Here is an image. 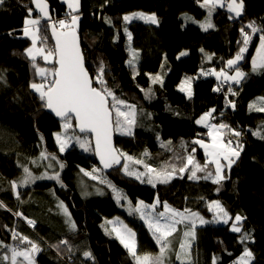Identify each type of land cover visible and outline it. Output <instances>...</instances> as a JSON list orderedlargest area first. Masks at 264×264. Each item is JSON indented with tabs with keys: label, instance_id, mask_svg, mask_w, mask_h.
Here are the masks:
<instances>
[{
	"label": "trees",
	"instance_id": "obj_1",
	"mask_svg": "<svg viewBox=\"0 0 264 264\" xmlns=\"http://www.w3.org/2000/svg\"><path fill=\"white\" fill-rule=\"evenodd\" d=\"M47 1L52 7V21L71 19L73 13L61 0ZM242 1L244 9L237 17L227 6L212 7L209 16V6L203 5V0H81L77 31L94 86L107 87L118 100L135 109L131 135L115 131L116 150L125 155L119 165L108 170L98 165L91 137L79 134L73 119L72 127L65 132L72 141L76 137L80 140L72 142L67 151H60L56 136L62 133L64 122L46 111L44 101L31 88V84L41 82L37 67H55L41 59L32 61L26 53L31 42L23 36V29L29 9L31 18L38 16L31 0H4L0 4V201L4 203H0V264H11L5 259L9 247H28L26 242L14 239L13 233L41 245L37 256L32 254L33 264H136L112 231L109 222L117 217L135 232L138 255L157 257L161 246L135 211L141 201L146 205L159 204L158 211L164 210V204L181 212L189 209L207 221L196 231L191 261L173 264H215L214 260L216 264H233L246 248L252 253L251 264H264V112L249 110L252 102L264 100V70L258 73L252 67L259 37L264 34V0ZM138 12L154 14L158 23L124 21V16ZM204 21H210L213 28L203 30L198 23ZM45 24L41 19V32L50 49H54ZM249 24L257 31L239 64L246 74L241 82L232 85L211 74L201 76V71L207 73L212 68L227 69V60L242 47L241 29L251 33ZM133 50L139 55L136 66L128 63ZM181 52L187 54L181 56ZM101 68L106 85L95 83ZM188 78L192 80V97L178 90ZM218 85L224 87L225 94H217ZM212 109L214 124L228 125L225 139L235 137L241 147L239 157L219 184L204 180L205 173L200 180H192L189 170L184 176L178 171L190 154L201 165L206 162L203 151L193 141L208 139V130L196 121ZM229 129L239 131L240 136L231 134ZM84 141L87 143L81 147L80 142ZM126 156L133 159L127 160ZM25 159L28 163L36 160L37 164L63 165L59 183L42 184L40 189L54 186L55 195L69 210L75 228L48 224L47 211L40 205L28 209L25 202L12 203L14 183L9 180L4 185V179L21 175L18 166ZM136 160L142 163L136 164ZM125 164L130 171L140 173H147L144 164L157 171L172 172L175 167L176 177L153 186L148 179L141 182L129 177L122 167ZM211 170L208 165L206 171ZM86 173H94L97 179H89ZM78 178L90 187L94 184L101 194L84 199L77 187ZM112 187L129 198L131 204L126 202L125 209L124 203L116 201ZM23 192V197L27 196L31 189ZM211 202H220L231 217L241 216L242 232H231L230 225H214ZM18 215L23 217L17 220ZM25 218L34 223L25 224ZM242 233L250 237L244 243L240 242ZM171 240L178 249L179 242ZM86 251L93 259L84 257Z\"/></svg>",
	"mask_w": 264,
	"mask_h": 264
},
{
	"label": "snow or ice",
	"instance_id": "obj_2",
	"mask_svg": "<svg viewBox=\"0 0 264 264\" xmlns=\"http://www.w3.org/2000/svg\"><path fill=\"white\" fill-rule=\"evenodd\" d=\"M4 0H0V4H3ZM68 7L76 12L79 10L80 0H66ZM36 9L41 16L48 22L44 25L45 29L51 30L52 37L55 39L54 49H45L44 47H37V44H45L47 37L41 34V20L31 18L32 10L29 9V18L26 19L25 28L23 33L31 40L32 46L26 50L27 55L32 61H35L37 56L43 57V60L48 64H53V69H47L39 67L37 69L38 75L41 77L40 83L31 84V88L35 92L39 93V98L44 101V106L51 109L56 116L64 120L63 127L65 129L71 128V119H75L78 123L80 132H90L95 137V152L100 157L101 163L105 168L112 167L114 164L119 165L121 156L125 154H117V150L112 143L113 131H119L122 134L131 135V125L135 123V109L134 106L126 105L123 100H118L115 94L108 90L107 87L98 88L93 86V78H91L84 67V59L81 53L78 37H77V24L79 21L78 15H72L71 19L52 21L49 15L48 5L46 0H34ZM203 5L209 6V16H211V8L215 6L225 7L223 0H203ZM229 12L235 13L238 17L241 15L243 9L242 0H230L226 5ZM124 21L130 22L133 19H140L146 23L157 24V18L153 15H145L144 13H136L133 16H124ZM205 31L213 27L209 22L201 25ZM248 28L251 29V33L241 29L243 40L242 47L237 55L227 61V68L232 70L234 74H229L228 71L221 69L219 72L211 70L209 74L215 75L217 79H221L222 82L239 83L241 79L245 77V73L240 70L239 64L245 58L244 53L247 52L249 43L252 40V35L256 33L257 28L249 24ZM129 40L131 34H128ZM187 53L181 52L180 55H186ZM131 63V61L129 62ZM253 71L264 70V34L259 37V47L256 51V57L252 60ZM103 69L101 68L100 74L95 78V83L100 85H106V81L103 80ZM159 79V77H157ZM46 82V83H45ZM183 91V86L181 87ZM234 94V93H233ZM189 95L191 92L189 91ZM111 101V103H110ZM123 106V107H121ZM234 108L235 105L232 104ZM250 107H254L250 106ZM127 109V110H124ZM257 111L264 112V107L256 109ZM215 111V110H213ZM211 112L205 114L196 121L202 124L205 128H208V136L211 138V143H205L203 140L197 139L193 141L194 144H198L204 149L207 157L204 165L194 160L193 155H188L185 164L178 169L180 173L186 170L190 171V179L197 178L198 172L205 173L204 179H212L213 183L219 184L225 177L222 175L225 167H231L234 162L233 158H238L240 151L239 145L231 147L233 141H224L221 135V130L228 128L226 124H210L208 123ZM127 125L128 127H125ZM231 134L240 136L239 131L229 129ZM57 142L60 144V151L63 152L68 145V141L71 137L61 138L60 135L56 136ZM87 141L80 142V146L84 147ZM193 153L195 149L192 150ZM47 158V157H44ZM53 159H55L53 157ZM127 160H132L131 156H126ZM225 161L226 164L222 163ZM136 164H141L142 161H134ZM209 164L214 165L213 171H206ZM51 166V165H49ZM189 166L191 168L189 169ZM127 175L135 176L136 179H141L142 175L151 173L148 183H152L155 186V182L168 183L172 177V174L177 171L173 167L172 172L165 170L157 171V169L144 164V168L147 173H140L137 171H130L128 166L122 165ZM27 173L28 170L25 169ZM87 174V173H86ZM31 178V174H28ZM56 178V177H49ZM95 178V177H93ZM143 182V181H141ZM24 184L28 183V179L23 181ZM15 187V184H13ZM119 199V197H118ZM156 205H146L143 201L140 202L139 207L135 208V211L140 214L141 219H144L148 224L149 229L152 231L157 244L160 247V255L153 257L150 254L138 255L137 244L135 240V233L127 226L124 227L122 232L120 229L113 227L112 231L115 232L116 238L120 243L128 250L130 255L136 260V264H164L162 257L165 250L168 247L169 238L177 231V226L185 221H191V227H195V220L192 218H199L197 213L190 212L189 209H185L183 212L170 208L167 204L163 205L164 211L158 212L156 215H150L149 210H154ZM210 208L214 210L215 216L218 221L228 224L229 220L233 223L230 225L231 231L236 233L242 232V217L236 215L235 217L229 216V213L219 204L215 202L210 205ZM67 213V209H64ZM201 223H206L202 218H199ZM29 224L34 222L28 220ZM111 223V222H109ZM75 228V224H72ZM184 236H194V232H184ZM14 239H19L22 243L26 242L28 247L26 249H11V264H16L17 257H23L24 261L28 264H33L32 254L37 252L38 246L27 239V237H20L17 233H13ZM250 237L247 233H242L241 243L248 240ZM64 243H67L66 241ZM185 243L180 245L181 251L185 250ZM70 250V249H69ZM84 257L91 260L92 254L90 252H84ZM249 259H245V258ZM252 253L247 248L244 250L243 255L239 258L238 264H250V258ZM179 258V256L177 257ZM8 259V257H5Z\"/></svg>",
	"mask_w": 264,
	"mask_h": 264
},
{
	"label": "rangeland",
	"instance_id": "obj_3",
	"mask_svg": "<svg viewBox=\"0 0 264 264\" xmlns=\"http://www.w3.org/2000/svg\"><path fill=\"white\" fill-rule=\"evenodd\" d=\"M61 4H63V5L66 6V8H67V10H68L69 13H73V15H78L79 16V21H78V24H77V28H78L81 17H80V14H77V13L81 10V0H80V4H79V10L76 11V12H73L68 7V4H67L66 0H61ZM224 4H225V6L227 5L225 2H224ZM215 7H217V8H224V7H220L218 5L215 6ZM243 9H244V3H243ZM243 9H242V12H243ZM207 11L209 13L210 8H207ZM242 12H241V14H242ZM138 13H142V12H138ZM211 13H212V9H211ZM134 14H136V13H134ZM134 14H130L128 16H133ZM232 14L235 15V13H232ZM145 15H148V14H145ZM32 18H34V19H40L38 17H32ZM133 20H136V19H133ZM133 20H131V21H133ZM138 20H140V19H138ZM141 21H143V20H141ZM206 22L207 21H204V22H200L198 24L201 27V25L204 24V23H206ZM77 28H76V30H77ZM211 28H213V27H211ZM202 29L204 30V28H202ZM41 34H42V32H41ZM23 36L25 38H28L30 40V38L28 36H25L24 33H23ZM252 41H253V35H252V40L249 43L248 50H247L246 53H244V56L250 50V46L252 44ZM30 42H31V40H30ZM31 46H32V44L30 45V47ZM37 47H44L46 50L47 49H50V46L47 43V41H46L45 44H39L38 43L37 44ZM258 47H259V44H258V46L256 48V51H257ZM256 51H255V53L253 55L252 60L256 57ZM138 58H139L138 53L133 50L131 52V54H130V58H129L128 63L131 61V63H129V64L132 65V66H136L138 64ZM37 59H41L44 63H46L43 60V57H41V56H37L36 60ZM46 64H48V63H46ZM48 65H50V64H48ZM42 67L47 68V69H52L51 67L49 68V66H42ZM38 68L39 67L36 68L37 75H38V72H37V69ZM227 69H224V70L227 71ZM211 70H215L216 72H219L221 69L218 70V69L212 68ZM210 71H207V73H204L203 71H201L200 72V75L201 76H207V75H209ZM262 71L263 70H259L258 69L255 72H258V73L260 72L261 73ZM232 74H234V73H232ZM213 76H215V75H213ZM38 77L41 78L39 75H38ZM219 80H221V79H219ZM241 80H240V82H241ZM230 83L232 85H235L236 84V83H233V82H230ZM182 86L184 88L183 91L181 90V87ZM178 90L180 92L184 93L187 97H192V94H193V91H192V80L189 79V78L186 79V80H184L181 83V85L179 86ZM33 91L35 92V90H33ZM189 91L191 92V95H189ZM35 93L39 95V93H37V92H35ZM262 101L264 102V100L262 98H259L256 101L252 102L250 104V106H253L254 105V107H250L249 106V110H251V111H257L256 110L257 108L263 107L264 106V103H261ZM209 112H211V116L209 117L208 123L214 124V122H213V115H214L213 109L210 110ZM209 112H207V113H209ZM207 113H205V114H207ZM198 120H200V118ZM62 125H64V123ZM197 125L199 127L205 128L202 124L197 123ZM205 129H207L209 131L208 128H205ZM66 130L67 129H65L63 127L62 133L60 134L61 138L69 137V136L66 135V132H65ZM208 131H207V133H208ZM221 135H222V138H223L224 141H228V140L225 139V136L227 135V132L224 129L221 130ZM207 137H208L207 140H203V139L202 140L205 143H211V138L208 136V134H207ZM79 140L80 139L78 137H76L75 139H73V141H72V139H70L68 141V145L65 147V150L64 151H67L70 148L72 142L73 143H77ZM231 141H233V144L231 145V147H236L237 145H239L238 150L240 151L241 150V147H240L239 141H236V138L235 137L232 138ZM199 148L203 151L204 156L206 157L205 152H204V149L201 148L200 146H199ZM43 157H41V159H43ZM236 159L237 158H235V157L233 158L234 162H235ZM206 160H207V157H206ZM234 162L231 164V167L230 168L229 167H225L223 169L222 175L224 177H225V173L226 172H229L231 170L232 165L234 164ZM22 163H23V165L18 166V169H20V171H21V175H18L17 177H15L13 179H8V177H6V179H4V181H5V184L4 185H7V183H8L9 180H11V182H13L15 184V187L12 186L13 187V192H14V197H13L14 199L12 200V203L15 204V205H17V204L19 205V204H22L23 202H25L26 203V208H28V209H30V208L37 209V206L40 205L42 209H45V211H47L48 217H47V221L46 222L48 224H51V225L56 224V225H58L61 228L64 227V228H67V229L68 228L69 229H73L72 224L73 223L75 224V222L72 219L71 214H70L69 210L67 209V207L65 206V204L62 201L59 200L60 198L59 199L57 198V196H56L57 195V192L54 189V186H48V187H45L43 189H40L41 187H43V186H40L42 184H50L49 182H57V183H59V181H60V175H61V173L63 171V165L59 164V165H55L54 166V164H52L51 162H49L48 164H43V163L39 162L37 164V161L36 160H34V162H32V163H28L26 159H25V161L22 160ZM222 163L226 164L225 161H222ZM49 165H51V166H49ZM209 165L212 166V170L211 171H213V174H215L214 173V165H212V164H209ZM25 169L28 170L27 173L25 172ZM34 169H38L37 170V173L34 172ZM10 170L11 169H9V171ZM13 170H15V169H12L10 172H13ZM29 173L31 174V176H34L35 175L34 178L31 179V180L28 177V174ZM148 174H150V173H148ZM202 174H203V172H198L197 173V178H193L192 180H200ZM87 175H88L89 179H92V180L97 179L96 176H94V173L93 174L92 173H87ZM181 175L184 176V175H186V173L183 172ZM56 176H58V179H56V178H49V177H56ZM128 176L131 177V178L136 179L135 176H131V175H128ZM189 176H190V172H189ZM93 177H95V178H93ZM175 177H176V175L172 174V177H171V179L169 181H171ZM25 179H28V183L27 184H24L23 183V181ZM145 179H149V176L147 177L146 175H142L141 176V179H139V180L140 181H143ZM136 180H138V179H136ZM204 180L212 181V179H204ZM157 182L158 181H156V183ZM91 185H92V187H90L85 180L78 178L77 187H78V189L80 191L81 196L84 199H88V198H90V197H92L94 195H100L101 194V192L98 190L97 187H95L94 184H91ZM112 188H113L112 191L114 193V196L116 198V201L119 204H122V203L125 204V205L122 206V208L125 209V207L127 206V203L126 202H128V204H131L129 198L124 195V193L122 192V190L116 189L114 187H112ZM27 189H31V193H29L27 196H24L23 197L22 193H24L23 191H25ZM37 194H44V195L39 196ZM118 197H119V199H118ZM25 199H26V201H25ZM0 203L2 205L4 204L3 201H0ZM213 203H215V202H211L209 204V207ZM219 204L223 207V205L220 202H219ZM139 205H140V203L137 204V207H139ZM156 206H159V204H156ZM65 208L67 209V213H65V211H64ZM210 210H211V212L214 215V218L212 220V222H213L214 225L223 226V225H231L233 223L232 220H229V223L228 224L223 223V221H218L217 217L215 216L214 210L211 209V208H210ZM149 211H150V215H152V216L156 215L158 212H161V211H158L156 208L154 210H149ZM198 217L201 218L199 215H198ZM199 218H192V219L195 220V227L194 228L191 227V221H185V222H183V223H181V224H179L177 226V231L173 233V236L170 237V240L168 242V247L166 248L167 252L162 257V259L164 261V264H173V262H175V261H177V262H190L191 261V249H192L193 243H194V241L196 239V231H197L198 228L204 227V226H206L208 224L207 221H206V223H201ZM142 220L145 221L144 219H142ZM203 220L205 221V219H203ZM110 224H111L112 228L113 227H116V228L120 229L122 232L125 230L123 226H125V225L127 226V224L124 222V220H122L121 218H118V217L117 218H114ZM127 228H130V227L127 226ZM230 230H231V227H230ZM186 231H188V232H194V236L185 237L184 236V232H186ZM234 233H236V232H234ZM171 239H174V240H176V241L179 242V244H178L179 248L178 249L175 248L174 242ZM135 240L137 241L136 234H135ZM182 243H185V245H186L184 251H181V248H180V245ZM35 244L38 246V249L39 250L37 252L33 253V255L34 256H37L36 254L39 253V251L41 250L42 247H41V245L38 242H35ZM136 244H137V242H136ZM178 256H179V258H177ZM5 257H8V260L11 261V259H10V257H11V248L10 247L7 250L6 254H5ZM245 259H249V258L246 257ZM22 260H23V257H17L16 263L19 262L18 264H24ZM238 261H239V259L236 262H234L233 264H238ZM252 261H253V257L250 258V264L252 263ZM214 263L216 264V260H214Z\"/></svg>",
	"mask_w": 264,
	"mask_h": 264
},
{
	"label": "water",
	"instance_id": "obj_4",
	"mask_svg": "<svg viewBox=\"0 0 264 264\" xmlns=\"http://www.w3.org/2000/svg\"><path fill=\"white\" fill-rule=\"evenodd\" d=\"M31 2H32V6H33V9H34L35 14H36L38 17H40V18L42 19L43 22L48 23V22H47V21L41 16V14L39 13V11L36 9L35 4H34V0H31ZM46 3H47V5H48L49 15H50L51 18L53 19V11H52V7H51V5L49 4V2H48L47 0H46ZM49 32H50V36H51V39H52V41H53V45H54V48H55V39L52 37V33H51L50 28H49ZM76 32H77V37H78L79 47H80V50H81V53H82V55H83V59H84V67H85V69L87 70V68H86V64H85V58H84V54H83V49H82V43H81L80 35H79V33H78L77 30H76ZM87 72H88V70H87ZM88 74H89V72H88ZM89 76L91 77L90 74H89ZM91 78H92V77H91ZM93 86H94V83H93ZM94 87H95V86H94ZM46 111H47L51 116H53L57 121H59V122H65V121L62 120L60 117L56 116L55 113H54L51 109H48V108L46 107ZM73 120L75 121V124H76V131H77L79 134H81V135H89V136L91 137V139H92V144H93V148H94L95 159H96L98 165H99L101 168H103V169H106V170L110 169L111 167H109V168H105V167H104V165H103V164L101 163V161H100V157H99V156L96 154V152H95V137H94V134H93V133H90V132H80L77 121H76L74 118H73ZM112 143H113L114 148L116 149V147H115V130H114L113 133H112ZM117 154H118V152H117ZM120 162H121V160H120ZM114 165H117V164H114Z\"/></svg>",
	"mask_w": 264,
	"mask_h": 264
},
{
	"label": "built area",
	"instance_id": "obj_5",
	"mask_svg": "<svg viewBox=\"0 0 264 264\" xmlns=\"http://www.w3.org/2000/svg\"><path fill=\"white\" fill-rule=\"evenodd\" d=\"M224 1L226 2V1H229V0H224ZM224 92H225L224 87L220 85V87H219L218 90H217V94H218V95H221V94H223ZM21 217H23V216H22V215H18L16 218H17V220H19ZM28 220H30V219H26V218H25V219H24V223L27 224V225H31V224L28 223ZM16 248L19 249L20 246H17Z\"/></svg>",
	"mask_w": 264,
	"mask_h": 264
},
{
	"label": "bare ground",
	"instance_id": "obj_6",
	"mask_svg": "<svg viewBox=\"0 0 264 264\" xmlns=\"http://www.w3.org/2000/svg\"><path fill=\"white\" fill-rule=\"evenodd\" d=\"M218 88L220 87L219 85L217 86ZM218 90V89H217ZM226 93V90H225V92L223 93V94H225ZM223 94H221V95H223Z\"/></svg>",
	"mask_w": 264,
	"mask_h": 264
},
{
	"label": "crops",
	"instance_id": "obj_7",
	"mask_svg": "<svg viewBox=\"0 0 264 264\" xmlns=\"http://www.w3.org/2000/svg\"><path fill=\"white\" fill-rule=\"evenodd\" d=\"M149 24H151V23H149ZM153 25H155V24H153ZM40 252V251H39ZM37 255V254H36ZM38 260H41L40 258L38 259Z\"/></svg>",
	"mask_w": 264,
	"mask_h": 264
}]
</instances>
